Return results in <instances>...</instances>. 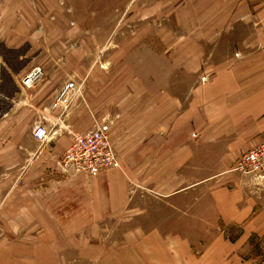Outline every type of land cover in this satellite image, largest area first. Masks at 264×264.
<instances>
[{
    "label": "crops",
    "instance_id": "crops-1",
    "mask_svg": "<svg viewBox=\"0 0 264 264\" xmlns=\"http://www.w3.org/2000/svg\"><path fill=\"white\" fill-rule=\"evenodd\" d=\"M22 6L23 0H0V17L13 19ZM3 29L0 264H264V189L234 169L243 152L264 140L263 57L248 67L244 58V67L215 73L192 89L186 118L196 135L180 139L189 147L176 160V171L191 180L174 201L131 200L124 173L135 175V153L117 152L126 171L112 167L88 176L57 166L69 133L94 127L87 129L84 107L95 99L94 112L104 111L102 86L96 81L94 99L84 93L85 104L78 99L59 116L50 103L72 70L44 69L23 87L24 47L8 46L12 30ZM258 38L262 47L263 35ZM39 122L59 125V134L36 140L32 129ZM185 193L189 201L181 200Z\"/></svg>",
    "mask_w": 264,
    "mask_h": 264
},
{
    "label": "rangeland",
    "instance_id": "rangeland-1",
    "mask_svg": "<svg viewBox=\"0 0 264 264\" xmlns=\"http://www.w3.org/2000/svg\"><path fill=\"white\" fill-rule=\"evenodd\" d=\"M7 27L8 46L24 47L23 74L36 66L57 75L70 69L65 79L82 82L84 104V93L94 99L96 81L102 86L104 111L94 112L95 99L82 105L85 124H109L116 155L139 157L130 161L135 175L124 173L131 200L174 201L191 180L176 171V160L189 147L180 139L196 135L186 118L192 89L215 73L244 67V58L246 67L264 58V0H23L16 17H0V31Z\"/></svg>",
    "mask_w": 264,
    "mask_h": 264
},
{
    "label": "built area",
    "instance_id": "built-area-1",
    "mask_svg": "<svg viewBox=\"0 0 264 264\" xmlns=\"http://www.w3.org/2000/svg\"><path fill=\"white\" fill-rule=\"evenodd\" d=\"M43 75L39 66L23 75L21 84L29 88ZM82 99V82L68 79L57 89L50 103V109L64 115L76 99ZM59 118L56 119L58 123ZM55 125V124H54ZM57 127L37 123L32 129L33 137L38 141L52 139L59 134ZM66 171L96 176L102 170L119 167L117 155L109 138V124L95 121L94 127L84 132H71L70 142L59 162ZM235 170L246 174L257 184L264 185V141L248 149L237 161Z\"/></svg>",
    "mask_w": 264,
    "mask_h": 264
}]
</instances>
